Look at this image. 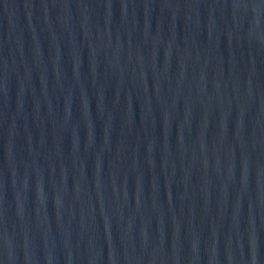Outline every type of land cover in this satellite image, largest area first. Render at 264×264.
Returning <instances> with one entry per match:
<instances>
[{
    "label": "water",
    "instance_id": "1",
    "mask_svg": "<svg viewBox=\"0 0 264 264\" xmlns=\"http://www.w3.org/2000/svg\"><path fill=\"white\" fill-rule=\"evenodd\" d=\"M0 264H264V0H0Z\"/></svg>",
    "mask_w": 264,
    "mask_h": 264
}]
</instances>
